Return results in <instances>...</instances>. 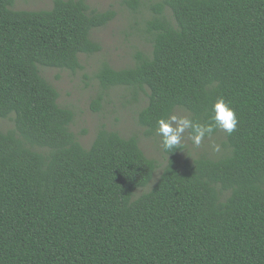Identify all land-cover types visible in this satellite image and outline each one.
<instances>
[{
    "label": "trees",
    "instance_id": "16d2710c",
    "mask_svg": "<svg viewBox=\"0 0 264 264\" xmlns=\"http://www.w3.org/2000/svg\"><path fill=\"white\" fill-rule=\"evenodd\" d=\"M16 2L0 0V120L14 123L0 126V264H264V0H156L145 19L151 51L98 70L104 91L136 102L148 92L137 113L147 137L177 110L207 125L220 98L238 117L231 135L205 137L224 133L226 154L163 150L157 183L140 194L159 162L138 136L104 126L83 146L41 70L76 73L81 55L101 50L93 32L117 13L87 0Z\"/></svg>",
    "mask_w": 264,
    "mask_h": 264
},
{
    "label": "rangeland",
    "instance_id": "374dc122",
    "mask_svg": "<svg viewBox=\"0 0 264 264\" xmlns=\"http://www.w3.org/2000/svg\"><path fill=\"white\" fill-rule=\"evenodd\" d=\"M54 0H17L16 10H41L52 8ZM131 0H87L92 9L98 11L114 10L116 18L106 27L93 32V40L100 44L101 50L93 55H81L82 68L76 73L62 71L55 68H42V75L58 90L60 94L59 104L62 107L71 108L75 113V121L72 131L79 136L83 146L89 147L98 130L106 127L108 130L118 131L122 136L136 135L139 138L140 147L150 158L156 159L161 168L157 170L151 184L142 192L149 191L158 181L162 167L167 159L163 153L161 138L147 137L146 130L137 121V113L144 108L148 97L140 93L138 102L134 101L131 91L123 88H113L109 91L102 90L96 75L103 63H108L115 69H124L134 63L137 52H150V45L145 34V19L150 17V6L156 0H139L140 8L135 11L130 5ZM167 15L172 18L170 13ZM103 96L102 109L94 111L93 101ZM175 114L187 115L184 110H177ZM3 130L14 128L10 120H0ZM86 131V135L83 134ZM185 133L183 144L185 151L183 157H195L201 152L203 146L212 156L218 152L213 151L212 143L219 144V154H226L228 149L224 147V133L216 139L205 140L197 149Z\"/></svg>",
    "mask_w": 264,
    "mask_h": 264
},
{
    "label": "clouds",
    "instance_id": "9594fccd",
    "mask_svg": "<svg viewBox=\"0 0 264 264\" xmlns=\"http://www.w3.org/2000/svg\"><path fill=\"white\" fill-rule=\"evenodd\" d=\"M213 115L207 125L194 122L187 115L171 114L157 121L156 133L161 137V145L165 152H174L180 149L185 139V133L189 132L192 145L199 148L205 137H211L215 130H221L231 135L237 128L238 117L234 108L223 98L218 99L213 105ZM215 152L220 151L219 144L212 143Z\"/></svg>",
    "mask_w": 264,
    "mask_h": 264
}]
</instances>
